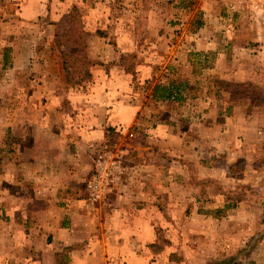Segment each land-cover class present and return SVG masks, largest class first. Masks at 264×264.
Instances as JSON below:
<instances>
[{
  "label": "rangeland",
  "instance_id": "rangeland-1",
  "mask_svg": "<svg viewBox=\"0 0 264 264\" xmlns=\"http://www.w3.org/2000/svg\"><path fill=\"white\" fill-rule=\"evenodd\" d=\"M110 2L108 28L87 25L83 17L87 13L78 8L60 17L58 47L66 53L64 75L72 88L65 87L66 93L86 88L92 67H109L116 56L117 65L130 66L131 95L141 99L144 115L170 119L175 126L176 138L168 139L170 153L149 143L159 154L149 158L159 167L148 173L159 184L146 186L164 212L159 246L169 254L166 263L264 264V0ZM124 18L132 20L134 40L119 37ZM3 67L0 59V264H13L14 252L18 254L12 247L13 222L24 224L25 217L12 214V196L21 193L29 199L27 185L21 192L12 181L15 162L26 163L44 143L13 124L14 113L26 115L28 110L13 105L16 88ZM170 81L183 83L182 99L150 97L157 83ZM27 91L21 89L20 95L26 97ZM136 134L132 129L127 137ZM108 141L128 149L123 180L129 173L128 143ZM98 152L92 154L85 183ZM234 208L248 214L237 229L243 242L229 235L228 246L217 243L213 249L212 240L219 242L220 233L205 232L210 227L206 220ZM193 213L198 216L192 218ZM68 256L67 251L58 254V264H71Z\"/></svg>",
  "mask_w": 264,
  "mask_h": 264
},
{
  "label": "crops",
  "instance_id": "crops-1",
  "mask_svg": "<svg viewBox=\"0 0 264 264\" xmlns=\"http://www.w3.org/2000/svg\"><path fill=\"white\" fill-rule=\"evenodd\" d=\"M110 1L0 0V59L16 88L13 105L28 110L26 115L14 113L13 124L44 143L26 163L15 162L12 181L21 192L27 185L29 199L21 193L12 196V214L25 217L24 224L13 222L12 247L18 252L13 264H58V254L64 251L71 264H168L170 259L164 246H159L164 212L153 203L155 196L146 186L159 184L148 173L159 167L149 158L159 156L149 143L170 153L168 139L176 138L175 126L170 119L151 120L144 115L141 99L131 95L132 74L113 61L116 56L109 67H92L86 88L65 91L72 88L66 83L57 44L60 17L78 8L87 13L83 15L87 25L108 28L112 20L106 2ZM119 23L124 25L121 40H134L132 20ZM24 88H28L26 97L20 95ZM132 129L137 134L129 138ZM107 140L128 143L129 173L108 203L96 208L85 200L86 174L92 154ZM245 212L234 208L219 218L209 216L205 232L220 233L219 242L212 240L213 249L217 243L228 246L229 235L243 242L237 229L245 224Z\"/></svg>",
  "mask_w": 264,
  "mask_h": 264
},
{
  "label": "built area",
  "instance_id": "built-area-1",
  "mask_svg": "<svg viewBox=\"0 0 264 264\" xmlns=\"http://www.w3.org/2000/svg\"><path fill=\"white\" fill-rule=\"evenodd\" d=\"M132 137L135 133H129ZM128 149L118 144L104 142L96 157L94 170L88 177L85 187V200L91 207L106 204L127 169Z\"/></svg>",
  "mask_w": 264,
  "mask_h": 264
},
{
  "label": "trees",
  "instance_id": "trees-1",
  "mask_svg": "<svg viewBox=\"0 0 264 264\" xmlns=\"http://www.w3.org/2000/svg\"><path fill=\"white\" fill-rule=\"evenodd\" d=\"M57 44H59L57 40ZM62 54L65 56L66 53L62 51ZM7 54L5 60L7 61ZM7 63V62H6ZM125 65L126 71H130V66H128L125 62L123 63ZM67 68V67H66ZM88 75V73H87ZM182 82L177 81H170L168 83H157L152 92V96L155 100L163 99V100H169V99H176L180 100L182 99Z\"/></svg>",
  "mask_w": 264,
  "mask_h": 264
}]
</instances>
